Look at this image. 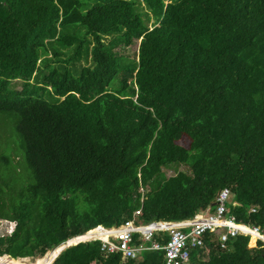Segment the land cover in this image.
<instances>
[{
	"label": "trees",
	"instance_id": "16d2710c",
	"mask_svg": "<svg viewBox=\"0 0 264 264\" xmlns=\"http://www.w3.org/2000/svg\"><path fill=\"white\" fill-rule=\"evenodd\" d=\"M0 114V221L14 225L0 257L43 261L98 225L190 219L226 187L229 212L261 228L264 0H0ZM203 241L190 264H264L249 236ZM163 262L89 240L52 264Z\"/></svg>",
	"mask_w": 264,
	"mask_h": 264
},
{
	"label": "built area",
	"instance_id": "2783aa9c",
	"mask_svg": "<svg viewBox=\"0 0 264 264\" xmlns=\"http://www.w3.org/2000/svg\"><path fill=\"white\" fill-rule=\"evenodd\" d=\"M231 200L229 188L219 190L213 202V210L197 214L182 221H157L147 224L136 223L128 219L123 223L104 227L98 225L84 234L100 229L99 236L87 240H99L101 251L105 254H119L122 260L135 259L141 251L164 250L163 264H190V252L204 245L203 235L206 232L216 233L222 247L226 242L239 234H255L264 242V228L249 227L237 221L229 212ZM166 234L169 239L160 244L157 236Z\"/></svg>",
	"mask_w": 264,
	"mask_h": 264
},
{
	"label": "rangeland",
	"instance_id": "374dc122",
	"mask_svg": "<svg viewBox=\"0 0 264 264\" xmlns=\"http://www.w3.org/2000/svg\"><path fill=\"white\" fill-rule=\"evenodd\" d=\"M131 1H135V0H131ZM152 22H153V19H151L148 22V25H152ZM138 46H139V40H134L133 43L126 48V52L129 53L131 57H133L137 53ZM14 86L17 88H20L21 83L15 82ZM5 126H9V120L5 116L0 114V129H2ZM2 141L4 143L3 145L5 146L6 142H8V136L6 134L3 136ZM180 142L184 145H187V143H188V141L185 138H183ZM180 170H185V167L182 165H174L173 167H171L169 169L164 168L163 171L165 172V175L169 176V175H173L175 172L180 171ZM13 226H14L13 223L8 224L6 221H0V231H2V232H10L13 229ZM88 236H90V234H88ZM253 245H254V238H250L249 246H253ZM63 247H64V245H63ZM56 248L49 250L48 252H51V251L52 252L47 255L48 258L46 259V257H47L46 256L44 259H42L43 261L40 260L39 264H45L46 261L50 260L49 258H51V259L55 258L59 249L62 248V246H60L57 249ZM38 258H40V257H29L28 262H33L35 259H38ZM18 259H22V258H18ZM18 259H15V260H18ZM11 262H12V260L10 258H8V256H3L0 258V264H14ZM37 263L38 262H35L33 264H37ZM15 264H16V261H15ZM26 264H30V263H26Z\"/></svg>",
	"mask_w": 264,
	"mask_h": 264
},
{
	"label": "clouds",
	"instance_id": "9594fccd",
	"mask_svg": "<svg viewBox=\"0 0 264 264\" xmlns=\"http://www.w3.org/2000/svg\"><path fill=\"white\" fill-rule=\"evenodd\" d=\"M252 211H255V209L253 208L252 209ZM238 221V220H237ZM239 222V221H238ZM240 223H242V222H240ZM244 224V223H243ZM245 225H247V224H245ZM247 226H249V227H252V225H247ZM253 227H258L259 229H263L264 228V226L263 227H259V226H253ZM84 234V233H83ZM80 235H82V234H80ZM239 235H244V234H239ZM246 236H249V242H250V238H254V245L253 246H249V243H248V246L249 247H254V246H256L257 245V243H258V241H260L259 239H257V237H256V235L255 234H249V235H246ZM76 237H80L79 235L78 236H75V237H73V238H76ZM70 239H72V238H70ZM69 239V240H70ZM87 241H89V240H87ZM66 243H67V241L66 242H64V243H62V244H60V245H58L57 246V248H59L60 246H62V248H63V245L65 246L66 245ZM261 243L262 244H264V242L263 241H261ZM73 245V244H72ZM56 248V247H55ZM54 249V248H53ZM66 249V248H65ZM64 250V249H63ZM62 251V250H61ZM60 251V252H61ZM48 252V251H47ZM47 252L45 253V254H47ZM59 251H58V253H57V255H56V257L59 255V253H60ZM43 257V256H42ZM55 257V258H56ZM11 258V257H10ZM23 258H29V257H23ZM55 258L53 259V261L55 260ZM52 261V262H53ZM52 262L50 263V264H52Z\"/></svg>",
	"mask_w": 264,
	"mask_h": 264
},
{
	"label": "bare ground",
	"instance_id": "6f19581e",
	"mask_svg": "<svg viewBox=\"0 0 264 264\" xmlns=\"http://www.w3.org/2000/svg\"><path fill=\"white\" fill-rule=\"evenodd\" d=\"M102 231L100 230V229H96V230H93V231H91V232H89V233H86L85 235H83V236H80L81 238H88L89 236H88V234H90V236L91 237H93V236H99V235H101L102 233H101ZM253 238V237H252ZM57 249V248H56ZM54 251V250H53ZM52 252V251H51ZM50 252V253H51ZM49 253V254H50ZM5 258V257H4ZM7 258V257H6ZM9 258V257H8ZM42 258V257H41ZM48 258V256L46 257V259ZM11 260H12V262L11 263H14L15 264V261H16V264H21V263H18V261L17 260H15V259H13V258H10ZM22 259H24V258H22ZM50 260H48V261H46L45 262V264H48L51 260H53V259H51V258H49ZM38 263L37 264H39L40 263V261H37ZM27 263H30V264H33V263H35V261L34 262H27ZM24 264H26V263H24Z\"/></svg>",
	"mask_w": 264,
	"mask_h": 264
},
{
	"label": "water",
	"instance_id": "95a60500",
	"mask_svg": "<svg viewBox=\"0 0 264 264\" xmlns=\"http://www.w3.org/2000/svg\"><path fill=\"white\" fill-rule=\"evenodd\" d=\"M89 237H91V236H89ZM89 237L88 238H81V237L72 238V239L67 241L66 245L63 248L59 249V252L65 248H67L68 246L72 245V244H76L77 242L87 241V239H89ZM3 256H8V255H3ZM3 256H1V257H3ZM8 257L10 258V256H8Z\"/></svg>",
	"mask_w": 264,
	"mask_h": 264
}]
</instances>
